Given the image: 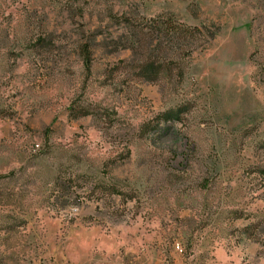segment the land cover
<instances>
[{"label":"rangeland","instance_id":"obj_1","mask_svg":"<svg viewBox=\"0 0 264 264\" xmlns=\"http://www.w3.org/2000/svg\"><path fill=\"white\" fill-rule=\"evenodd\" d=\"M0 264H264V0H0Z\"/></svg>","mask_w":264,"mask_h":264},{"label":"trees","instance_id":"obj_2","mask_svg":"<svg viewBox=\"0 0 264 264\" xmlns=\"http://www.w3.org/2000/svg\"><path fill=\"white\" fill-rule=\"evenodd\" d=\"M88 51H89L88 48H83V52L86 53V55H87V63L89 62L88 57L90 58V56H89V54H88Z\"/></svg>","mask_w":264,"mask_h":264}]
</instances>
